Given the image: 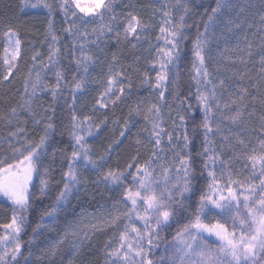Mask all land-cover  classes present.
Listing matches in <instances>:
<instances>
[{
  "label": "snow or ice",
  "instance_id": "6c2138e0",
  "mask_svg": "<svg viewBox=\"0 0 264 264\" xmlns=\"http://www.w3.org/2000/svg\"><path fill=\"white\" fill-rule=\"evenodd\" d=\"M158 2L152 18L159 14L156 39L163 40V44L150 45L148 49L154 78L148 70L140 69L139 56L131 64H122L116 52L107 61L106 73L97 78L93 73L98 64L106 62L101 56H106L110 42L135 49L151 25L132 11L118 12V0H21L24 8L45 10L48 54L42 59L40 51H35L19 101L0 113V124L8 127L7 136L0 137V196L10 203L12 211L10 222L0 224V229L5 230L0 234V264H31L32 253L24 255L21 242L31 200L37 194L30 193V187L38 188L40 197L51 195L58 153V183L62 187L56 189L53 202L42 212L30 244L40 229L50 228L58 214L66 211L71 197L86 182L89 170L97 175V185L122 191L111 207L101 205L92 213H83L87 219L66 218L62 234L55 229L59 239L45 249L47 256L55 257L69 237H74L71 243L75 252L95 233L112 230L118 234V241L109 239L104 243V264H264V14L258 23L247 24L241 45L235 29H241L242 24L224 16L223 10L228 7L225 0H215V6L209 5L210 11L208 7L204 9L200 22L191 24L189 0ZM193 27L196 35L191 47V83L188 95L182 96L178 91L179 51L181 43L191 35L186 30ZM253 28L258 44L248 39ZM217 30L221 36L227 31L237 41L234 48L226 44L218 51L219 59L232 64L238 61L243 70L223 76L222 64H217L215 72L210 70L209 61L214 58L211 45ZM3 37L0 84L11 83L23 51L17 29L8 27ZM62 39L67 40L63 47ZM254 55L255 79L253 69L248 68ZM63 60H68V64H63ZM49 73L54 76V83L46 82ZM91 83L99 85L101 91L91 112L81 117L76 102L90 90ZM141 89L149 90L147 98H139ZM65 90L72 97L70 104ZM41 92L50 93L54 104L63 100L71 110L70 151L52 144L56 126L53 116L47 113L55 109L44 107L38 95ZM121 105L127 106V115L122 123L119 119L111 121L120 128L119 138L108 145L105 154L96 157L88 137L98 135L109 123L108 113L115 115ZM196 109L200 114L199 134L203 137L202 151L196 153L201 165L202 179L196 181L202 183L199 190L194 184L196 161L189 151L187 131L188 120L197 119ZM101 116L103 119H99ZM137 117H143L144 126L133 134ZM254 119L258 126L252 123ZM29 123L37 135H29ZM248 129L252 135H242ZM125 141H130L132 152L124 166H109L113 144L119 146ZM193 199L196 204L191 211ZM183 210L190 211L182 217L187 223L177 228L157 259L161 233L181 225L178 216Z\"/></svg>",
  "mask_w": 264,
  "mask_h": 264
},
{
  "label": "trees",
  "instance_id": "16d2710c",
  "mask_svg": "<svg viewBox=\"0 0 264 264\" xmlns=\"http://www.w3.org/2000/svg\"><path fill=\"white\" fill-rule=\"evenodd\" d=\"M192 8L189 15L192 17L188 22L189 24L195 21L196 23L200 22V17L204 15V9L208 7L210 11L211 6H215V0H189ZM228 7H225L223 12L224 16L231 17L242 24L241 29H235L236 32L240 34V43L243 45V36L244 29H247L248 23L256 24L259 22L260 15L264 14V0H225ZM127 4L130 7L125 8L124 5ZM153 7H159L158 0H118V12H127L132 11L135 14L143 17L144 21L149 23L151 27L146 31L143 38L137 42V47L134 49L131 45L121 44L119 47L115 45L114 42H110L105 51L106 56H101L102 60L106 62L103 64H98L96 66L94 76L97 78L102 77L107 71V61H111L112 53L116 52L120 57L122 64H131L134 62V58L139 56L140 60L138 65L141 70H148L151 75L155 76V73L151 70V65L149 64V51L148 49L151 46H155L158 43L163 44V40L157 41L156 37L159 35V25L161 20L159 19V14L155 19L152 18ZM46 12L43 9H32L22 7L21 0H0V69H2V58L4 56V47L5 40L3 37V32L8 27H13L19 31L20 37L22 39L23 51L21 53V59L19 61V70L16 71L14 78H11V83L5 82L0 84V113L6 111L8 107L15 105L20 99V94L24 90V79L28 76L29 67L32 65L31 57L35 54V51L38 50L41 53V58H46L48 54V44L44 39V30L47 25ZM62 19V17H58ZM206 18V16H205ZM123 20V17H121ZM190 31L191 35L189 38L181 43L180 46V61H179V93L182 96L188 95V89L190 86V75H191V60H192V40L195 38L196 29L195 27L187 29ZM255 29L253 28L248 32V39L253 41L254 44H258V38L252 35ZM62 36L66 37V34L61 33ZM67 43L66 39L61 40V47ZM237 41L230 33L225 31L224 35L221 36L219 30L213 39L211 45L213 52L212 56L214 57L209 61L210 70L215 72L217 64H222L220 74L231 75L232 72L243 70L244 66L239 64L237 61L236 64L231 62L221 61L218 56V51H222L226 44L231 49L234 48ZM254 49V53H255ZM233 54V53H230ZM152 55H155L154 48L152 50ZM256 57L254 55L252 64L248 65V68L253 69V79H255L256 73L253 68L255 64ZM63 64H68V60H63ZM72 69L75 70V65H72ZM231 70V71H229ZM71 79V75L68 77ZM46 82L54 83V76L49 73ZM138 82V81H137ZM89 91L81 94L80 98L76 102V110L78 114L82 117L85 114L91 112L95 100L98 98L101 88L99 85L91 83L89 84ZM135 91V90H134ZM149 90L141 89L138 96L139 98H147ZM41 97L43 105L45 108L51 106L55 111H49L47 115H51L54 118L56 132L54 139L52 141L53 146L59 148H66L70 151L68 147L70 144L69 139V124H70V113L71 110L64 105L63 100L58 104H54L52 97L48 92L38 93ZM65 95L68 103H72V97L65 90ZM169 102H171V96L169 95ZM132 103V101H129ZM193 107L195 108V100H192ZM42 111V109H37ZM103 111V110H101ZM167 108H165V115H167ZM260 111V105L257 102L256 112L257 115ZM128 108L125 105H121L115 111V115L111 112L109 115V123L106 127L99 132L98 135H93L88 137V141L91 144L93 151L98 157L99 155L105 154V150L108 145L114 140L119 138L120 128L113 124L111 121L119 119L122 123L123 118L127 115ZM197 117L196 120L191 118L187 122V131L190 137V146L189 151L196 161L194 176L196 180L194 181L195 187L199 190L202 187V183H197L196 181H201L200 174V157L196 155L198 151H202L203 137L200 135L199 123H200V114L198 109L194 113ZM173 115L175 112L173 111ZM189 116L192 113L188 114ZM103 119V117H99ZM136 120L138 123L132 128V133L140 132L144 126L143 117H137ZM258 126V121L255 119L252 122ZM169 127L171 126V121H168ZM30 136L37 135L32 131L34 125L29 123L27 125ZM8 127L0 124V137L7 136ZM142 135L144 133L141 132ZM244 136L252 135L251 129H248L245 132H242ZM254 142V137H253ZM130 141H125L124 144L117 146L113 144L114 151L111 152L109 166L116 167L117 165L123 167L124 162L128 159L129 153L132 152V149L129 147ZM5 150L7 145L4 146ZM51 148L49 151L51 152ZM143 151V149L141 150ZM65 167H66V161ZM60 155L57 154L55 161V168L52 174V183L50 185L51 195L40 197L38 195V188H31L30 193H37L33 196L31 200V207L28 213V220L25 226L24 232L21 234L22 242V253L28 255L31 251L32 256L30 257L31 264H104L103 261V252L102 248L106 241L112 239L118 241V234L112 230H109L107 233L97 232L92 238L88 241H85L84 244L79 246L77 251H73L71 241L74 237H69V241L64 243L61 247L58 248L57 254L55 257L47 256L45 249L54 242L58 240L59 236L55 229H60L61 234L67 220L79 221L81 219H87V216L82 215L83 213H92L94 210L99 209L101 205H107L111 207V203L114 199L118 198V193L122 191V188H117L116 191H111L108 188H105L103 184L97 185L94 181L97 180V175L93 174L91 170L86 173V182H82L79 186V191L71 197V202L67 206L66 211H61L58 214V219L50 228L44 227L39 230V235L33 240L30 244L29 240L33 237V230L36 228V225L40 223V217L42 212L46 207H48L52 202V197L56 193L58 187H62L58 182L61 179V169H60ZM237 167V165H233ZM107 170V168L105 169ZM39 182L37 181V184ZM114 187V186H113ZM187 203V202H186ZM196 200L193 199L190 202L189 208L191 211H194ZM190 214L189 210H183L178 216L181 219V225H173V227L167 232L161 233V241L159 247L156 250V257L159 259L160 251L165 248V246L172 241V238L178 227L182 226L183 223H187L186 219L182 217H187ZM12 211L10 203L5 199L0 197V224L8 223L11 220ZM67 218V220H66ZM209 220H213L212 217H208ZM4 229H0V234L4 233ZM37 257H40L37 259ZM162 264H167L166 261Z\"/></svg>",
  "mask_w": 264,
  "mask_h": 264
},
{
  "label": "rangeland",
  "instance_id": "374dc122",
  "mask_svg": "<svg viewBox=\"0 0 264 264\" xmlns=\"http://www.w3.org/2000/svg\"><path fill=\"white\" fill-rule=\"evenodd\" d=\"M0 197H2V198H4L3 196H0ZM6 199V198H5ZM214 239V238H213Z\"/></svg>",
  "mask_w": 264,
  "mask_h": 264
}]
</instances>
